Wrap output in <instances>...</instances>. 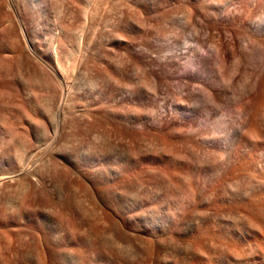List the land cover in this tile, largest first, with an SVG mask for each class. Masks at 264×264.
Returning a JSON list of instances; mask_svg holds the SVG:
<instances>
[{"label": "bare ground", "instance_id": "bare-ground-1", "mask_svg": "<svg viewBox=\"0 0 264 264\" xmlns=\"http://www.w3.org/2000/svg\"><path fill=\"white\" fill-rule=\"evenodd\" d=\"M81 1L85 3V7L80 6L81 4H75L79 6V9L80 7L84 8L82 11L80 10L82 14L80 17L84 20L83 22L81 19L82 26H85L83 30L80 29L82 26H78L79 32L80 30H85L86 24L94 22L92 20L96 12L100 15L99 8L101 6L106 5L104 8H107L110 4L114 5L115 10H117L111 19L116 25H123L124 28L129 30L131 35H134V38L139 36L147 43L148 37H151L154 42L159 44L156 49L155 47L154 49H139L137 48L138 46H135L133 40H126L122 35L121 38L118 34L114 35L111 40H113V44L121 48L122 55L117 58L114 56L116 60L113 59L115 60L112 62L114 64L110 65L116 77L112 73L110 74L111 71H109L107 72L108 74L106 73L110 75L107 76L108 81L116 84L118 79L124 80L128 75L126 64H133V67L141 73L140 82L145 84L148 79L151 80V91L150 88L147 90H149L155 102L158 100H156V94L162 91L165 92L172 89L173 96H171L168 105L162 104L164 102L158 103L157 110L146 113L145 109L146 114L142 110L143 113L136 116L133 113L112 109L117 104L124 106L133 102L137 91L136 88L130 89L129 85L128 87H121V90L119 88L115 91L104 90L99 92L98 98H89V95L83 92H73L70 85L64 83L65 81L63 85H60L58 81L59 74L61 73L62 76V73L65 74V70L66 73L68 71L64 69V72H59L58 74L61 63L58 64L54 45L52 47L47 44L46 48H42L43 46L39 43V39L43 37L40 31L47 25L46 18L53 0H0V51L5 52V57L3 56L4 59L3 57L0 59V63L1 65L5 63L6 71L2 70L6 72V81H9L8 84L5 81V85L8 86H5L7 90L0 92V123L6 125L13 119L15 121L16 118H18L17 120L30 119L31 121L35 119V121L37 120V122L43 124V129H45L46 133H48L47 129L49 128L50 133L54 136L53 140H56L67 132L63 122L65 119L63 118H66L65 114L69 109L70 102L73 99L81 100L85 104L83 103L84 105L79 107V114L75 115L80 116L79 124L81 130L85 133H93L92 138L97 147L92 156L86 153H82L80 156H72L69 151L61 152L58 149L59 146H54L55 140H52V144L41 140L35 147L28 143L29 154H26L31 155L45 149L66 153L71 158V164L76 172L90 180V187L88 185L84 186L81 180L73 181V171L58 165L55 160L51 161L45 158L44 162L47 164L42 163V165L46 164L45 167L53 166L54 170L57 168L64 171V173L67 172L68 175L70 174L68 177L69 181L72 180L73 183L71 185L75 186L73 189L76 188L79 191L83 189V192L88 189L87 194L90 193L93 196L95 194L101 196L117 195L118 191L116 189L124 180H132L137 176L141 179L143 178V184L140 183L137 186L138 190L149 189L145 184L150 183V178L146 175L143 168L145 166L159 168L163 161L173 155H178L180 151L187 152L190 156L201 153L204 157H201L203 160L212 159L219 164H226L225 161L228 162L233 156L238 168L253 173L259 183L258 192H255L252 188V191L247 193L249 196L247 201H245V205L254 208L256 213L264 211V98L260 103L256 102V97L264 84V0ZM56 2L59 3H57V7H60V2L63 1L56 0ZM75 2H71L72 6L69 7L72 14L70 15L71 17L73 15L78 17L80 13L78 8L73 5ZM61 5L63 4L61 3ZM55 6L52 7L54 8ZM63 7L67 11V8ZM55 14L56 17L58 15H60L59 17L66 15V13H61V11L59 13L55 11ZM71 17L69 18L70 20L66 18L68 23L71 21ZM55 19L53 20L57 21ZM72 19L74 20L75 18L72 17ZM110 27H108V31ZM60 28L62 29V25ZM95 31L94 33L97 35L98 30ZM102 31L105 32L104 30ZM87 32H91L89 27ZM87 32L85 34H88ZM80 33L82 35L83 32ZM79 34L76 36H79ZM81 35L80 40L78 37V50L82 55V60L85 61L83 71L86 78L88 77L86 76L87 73L95 77L96 71L94 72L89 67L91 58L88 56L90 53L89 46L92 43L90 42L89 46L88 44L84 46L83 40L85 36L82 39ZM71 37L74 36L72 35ZM102 37L104 38V36ZM142 43L138 42V44ZM97 54L101 58L105 56L99 50ZM0 55L2 56V54ZM105 58L107 59V56ZM81 64H78L79 68ZM102 64L104 66V63ZM3 66H0V68ZM76 70L79 69L76 68ZM60 71H63L61 67ZM68 75L65 78L62 76V79L68 78ZM86 78L85 82H87ZM29 83L32 84V87L34 86L35 90L39 87L44 88L42 86L45 84L47 89L52 92V95H50L49 90V92L45 91L46 89L44 90L45 94L46 92L48 93L44 97L48 99L49 95L52 96L51 100V97L49 98L52 101L49 104L51 106L47 105V108L43 106L45 110L39 106L40 103L36 99L38 93L29 87ZM107 86H110L109 83ZM45 103H42V105H46L48 102ZM225 104L233 105V108L231 107L233 113L230 112L231 115H229V112V114L227 113L229 117H226L227 114L225 115V113L224 116L223 111L221 112L222 114L220 113L221 107L225 106ZM10 106L13 107L14 111H10ZM49 108L52 109L51 112L54 111L51 114L52 117L48 115ZM70 109L73 112L72 107ZM139 110L140 108L137 111ZM197 118L200 120L202 129L196 123ZM93 120H95V123H93ZM68 129L70 132L71 128ZM149 130L155 131L154 134H151L154 137L152 147L149 146L151 143L147 142ZM7 131V128L4 127L0 130V134L5 136L8 133L7 135H9L11 131L10 133ZM152 138L150 139L153 140ZM151 142L153 143V141ZM124 143H127V147L123 146L126 151V153L124 152L126 159L124 157L119 159L112 154V150H116ZM119 150L121 152L122 149L120 148ZM223 152H227V154ZM26 166L30 167L32 165ZM35 166L37 167V164ZM28 173L29 170L22 166L17 175H27ZM254 176L252 175V177ZM9 178L12 177H0V186L6 183ZM24 179L26 180L27 178L24 177ZM66 179L65 176L62 177L61 182H65ZM25 183L27 186L29 185L28 180ZM157 187L155 188L158 190ZM214 202H219V199H215Z\"/></svg>", "mask_w": 264, "mask_h": 264}, {"label": "rangeland", "instance_id": "rangeland-1", "mask_svg": "<svg viewBox=\"0 0 264 264\" xmlns=\"http://www.w3.org/2000/svg\"><path fill=\"white\" fill-rule=\"evenodd\" d=\"M62 1L59 6L67 8L66 11L63 7L66 15L59 17L60 15L57 14L56 17L55 11L65 13L63 8L57 7L59 3L53 0L46 18L47 25L40 31L43 37L39 39L42 48H46L47 44L52 47L54 45L58 64L61 63L58 74L64 72V69H67L70 73H66V70L65 74L62 73L64 78L69 74L66 78L68 81L62 79L61 73L59 74L58 81L60 85H63L65 81L64 83L70 85L73 92H83L89 95V98H98V93L104 90L115 91L119 88L121 90V87H128L129 85L130 89L136 88L137 91L133 102L124 106L117 104L112 109L133 113L136 116L141 115L143 111L145 113V109L146 113L157 110L158 103L169 104L171 96H173V90L169 89L156 94V100H158L155 102L151 97V93L147 90L151 87V80L148 79L145 84L140 82L141 73L133 67V64L125 65L128 75L124 80L118 79L117 85L112 81L110 83L107 77L110 76L107 75L109 71H111L110 74L112 73L116 77L110 64H114L112 62L122 55L121 48L113 44V40H111L114 35L118 34L120 38L122 35L126 40H133L135 46H138L139 49H154V47L156 49L159 44L154 42L151 37H148L147 43L139 36L134 38V35H131L123 25H116L111 19L117 10H115L114 5L110 4L108 5L109 8L107 7L108 9L104 8L106 5L101 6L99 8L100 15L96 12L92 20L94 22L86 24L85 30L81 31L85 26H82L81 19L83 20V18L80 17L84 8L80 7L79 9V6L76 5L81 4L80 6L85 7V3L81 0H75L76 2L74 0ZM71 2H75L73 5L76 4L75 7L80 12L78 17L72 16L75 18L74 20L70 16L72 15L69 8L72 6ZM64 17L67 19L71 17V23H68V20ZM60 18H62L61 21ZM61 25L62 29L60 28ZM68 25L69 27H67ZM78 26L83 27H80V32H83L82 35ZM88 27L91 32H87ZM108 27L112 29L109 28L108 31ZM95 30H98L97 35L94 33ZM86 32L88 34H85ZM93 33L97 40L94 39ZM78 34L79 36H76ZM18 35L20 36L19 31ZM72 35L74 37H71ZM80 35L82 39L85 36L84 46L85 44L89 46L90 42L92 43L89 46L90 53L88 56L91 58L89 67L94 72L96 71L95 77L90 73L86 75L89 78L85 77L83 71L85 61L82 60V55L78 50V37L80 40ZM137 41L139 43L143 41V43L138 44ZM98 50L102 52V55L107 56V59L105 56L103 58L99 57ZM0 52L2 54L0 59H2L3 56L5 57V52H2V50ZM79 60L83 61L82 64ZM79 63L81 64L79 65L80 68L78 67ZM102 63H104V66H102ZM3 65L0 63V66ZM99 65L103 68L101 69ZM60 67L63 71H60ZM6 68L5 65L0 68V85L3 86V89L2 86L0 87V92L7 90L8 87L5 85L6 72H3V70L6 71ZM76 68L79 70H76ZM85 78L87 82L84 81ZM8 82L6 81L7 84ZM108 83L110 86H107ZM30 84L29 87L35 90L34 86L32 87V84ZM42 87L44 88H36L35 91L38 93L36 99L39 100L37 102L40 103L38 104L41 108L43 106L47 108V105L52 102L50 101L52 92L47 89L45 84ZM44 90L50 91H48L50 94L48 99L44 97L48 94L47 92L45 94ZM105 95L108 97L107 94ZM258 95L256 102L260 103L264 98V84ZM42 103L46 105H42ZM83 103V101H77L76 99L70 102L69 109L65 114L66 118H63L65 119L63 122L67 132L58 139H54L55 141L50 129L46 127L48 130V133H46L43 124L37 122V120L35 121V119L32 121L30 119H19V121L16 118L15 121L13 119V122L11 121L6 125L0 123V130L6 127L7 132L10 133L11 131L9 135H7L8 133L5 136L0 134V177L13 178V180L9 178L6 183L0 186V264H264V211L256 213L254 208L245 205V201L249 196L247 193H250L252 188L255 192H258L259 183L253 173L238 168L233 156L231 157L232 161L231 158L228 162L225 161L226 164L215 163L214 160L210 159V161L208 159L209 164H211L209 165L206 159L203 160L204 157L201 153L194 155V157L187 152L180 151L178 155L169 157L165 160L166 162L163 161L159 168L155 166H145L143 168L150 178V183L145 184L149 189L138 190L137 186L140 183L143 184V178L137 176L132 179L133 181L124 180L116 189L118 191L117 195L101 196L95 194L93 196L90 193L87 194V186L86 192H83V189H80V191L76 188L73 189L75 186L71 185L73 183L72 180L69 181L70 174L68 175L67 172L64 173V171L57 168H55L57 170L55 171L53 166V168L51 166L45 167L47 164L44 162L45 158L51 161L55 160L58 165L73 171V181L81 180L84 186L88 185L90 187V180L76 172L71 164V158L66 153L45 149L28 155V143L35 147L42 140V142H49L50 144L54 141V146H59L58 149L61 152L67 150L72 156H80L82 153L92 156L97 148L92 138L93 133L83 132L79 124L80 116H76L79 114V107L85 104ZM11 107L10 111H14ZM70 107H72L74 113L71 112ZM135 107L140 108V110L137 111L138 109ZM223 107L220 110V113L223 111V115L228 112L233 113V110L231 111L233 105L225 104ZM50 108V111H48L49 116L54 112H51L52 109ZM228 114L226 117H229ZM196 121L202 129L199 118ZM93 123H95V120H93ZM68 128H71L70 132ZM148 132L147 142L151 143L152 145L149 144V146L152 147L154 137L151 134H154L155 131L149 130ZM75 145L76 147H74ZM123 146L127 147V143L118 147L122 149L121 152L124 150L122 153L117 148L112 150V154L119 159L123 157L126 159V151ZM62 147L64 148L62 149ZM224 154H227V152ZM197 155H199L198 158ZM199 160L201 161L199 162ZM33 162L35 163L33 164ZM201 162L203 163L201 164ZM42 163L46 164L42 165ZM26 165L32 166L27 167ZM22 166L29 170L27 175H17ZM30 172H32L31 174L34 173L33 176ZM64 176L68 180L61 182ZM24 177L27 179L25 180ZM27 180L28 186L25 183ZM234 181L236 182L234 183ZM215 199H219V202H214Z\"/></svg>", "mask_w": 264, "mask_h": 264}]
</instances>
